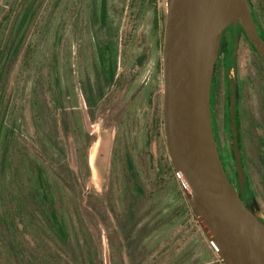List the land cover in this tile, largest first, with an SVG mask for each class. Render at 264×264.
Returning <instances> with one entry per match:
<instances>
[{"label":"rangeland","instance_id":"1","mask_svg":"<svg viewBox=\"0 0 264 264\" xmlns=\"http://www.w3.org/2000/svg\"><path fill=\"white\" fill-rule=\"evenodd\" d=\"M107 1L116 77L108 85L100 76L101 97L90 106L85 90L96 96L98 84L96 0H0V70L15 27L29 12L0 86L3 121L14 131L11 165L0 176V216L18 208L19 190L42 166L70 232L65 242L40 216L18 215L16 251L1 219L0 264H221L166 147L163 47L154 48L151 32L156 17L165 29L167 0H146L142 12L131 0ZM250 60L243 56V72ZM254 79L260 98L253 119L243 120L242 150L245 185L264 219V83ZM218 121L223 129L220 108Z\"/></svg>","mask_w":264,"mask_h":264},{"label":"water","instance_id":"2","mask_svg":"<svg viewBox=\"0 0 264 264\" xmlns=\"http://www.w3.org/2000/svg\"><path fill=\"white\" fill-rule=\"evenodd\" d=\"M230 28H240L264 62V40L250 0H167L163 42L166 147L189 207L221 261L264 264V220L246 200L236 127L233 124L242 197L226 174L213 127L212 80L223 33Z\"/></svg>","mask_w":264,"mask_h":264},{"label":"trees","instance_id":"3","mask_svg":"<svg viewBox=\"0 0 264 264\" xmlns=\"http://www.w3.org/2000/svg\"><path fill=\"white\" fill-rule=\"evenodd\" d=\"M146 0H131L130 6L134 8L137 6L139 12L143 10V6ZM94 10V19L100 25V34H99V42L97 44L96 49V68L98 75V84L96 89V96L91 89L89 92L86 91V100L90 106H94L98 102V98L101 96L98 94L101 93L103 89L102 80L100 78L101 75L104 77V81L106 84H113L116 77V69H117V60H118V50L113 44L112 36L109 33L108 21L110 19L108 15V1L107 0H96V2L92 5ZM29 17V12H26L23 19L17 23L15 27V36L12 42V46L9 48L8 56L3 58V64L0 70V86L5 79L6 68L8 61L17 53L20 45L23 41V30L27 23ZM164 29V28H163ZM161 29L159 19L156 17L154 20L153 30L151 32V40L153 42L154 48L157 50H161L164 42V30ZM243 35L244 32L242 31ZM246 38V36H244ZM56 61V59H55ZM55 72L58 73V62H55ZM58 84L60 86V80L58 78ZM1 90V87H0ZM3 95L0 92V176L4 175L11 165V147L14 138L13 129H9L3 121ZM231 134V133H230ZM231 143V157H229V161H232V169L235 174V177L238 176L237 173V163L236 156L232 150ZM242 163L245 168L244 158L242 157ZM128 165L129 170L131 171L135 182L138 184V176L134 169L132 159L130 156L128 157ZM27 187L25 190H19V196L14 200L18 202V208L15 206V210L13 212L9 209H4L3 214L0 216V220L2 225L6 226L8 232H10V243L13 245L14 249L17 251V243L19 242V236L14 233L15 229V218L18 215H23L27 218V220H33L35 215L43 218L51 229H53L59 238L63 241H68L70 237V232L67 227V223L65 218L60 214L57 206L55 205V196H54V188L47 176L45 169L42 166H39L35 173L30 175L27 179ZM139 189L140 193H142V189L137 185V190ZM1 191V190H0ZM4 203V202H3ZM7 207V206H6ZM196 220V219H195ZM25 223V222H24ZM27 223H25L26 225ZM16 259H20V252L16 253ZM221 264H224L223 261H220Z\"/></svg>","mask_w":264,"mask_h":264},{"label":"flooded vegetation","instance_id":"4","mask_svg":"<svg viewBox=\"0 0 264 264\" xmlns=\"http://www.w3.org/2000/svg\"><path fill=\"white\" fill-rule=\"evenodd\" d=\"M250 2L254 20L264 40V0H250ZM244 36L245 34L243 35L240 28L237 30L230 28L224 31L211 87V112L215 139L218 143V150L226 174L236 192L241 197L243 196V191L240 186L239 176L235 177L232 169V161H229V157H231V143L233 144L232 150L235 154L232 126L234 124L236 127L238 148L241 152V158H244L242 150L243 120L253 119L251 109H253L254 101L260 98V91L254 89V75L264 83V62L248 41L247 37L245 38ZM243 51L246 53L243 54ZM245 55H248L251 60L248 68L246 67V70H244L245 72H243L241 60ZM253 92L255 93V98ZM232 96H234L235 101L234 121L231 116ZM219 108L223 123L225 124L223 129L220 127L218 121ZM215 122L219 127V131L215 129ZM218 134L220 136V141L217 140ZM244 173L246 184V175L248 174L246 164ZM248 184H250L249 181ZM245 189L246 200L256 212V199L251 197L247 188Z\"/></svg>","mask_w":264,"mask_h":264}]
</instances>
